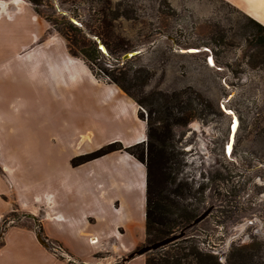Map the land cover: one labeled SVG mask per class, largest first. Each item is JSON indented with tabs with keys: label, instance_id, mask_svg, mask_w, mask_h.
<instances>
[{
	"label": "rangeland",
	"instance_id": "374dc122",
	"mask_svg": "<svg viewBox=\"0 0 264 264\" xmlns=\"http://www.w3.org/2000/svg\"><path fill=\"white\" fill-rule=\"evenodd\" d=\"M23 1L38 20L48 24L45 40L61 44L69 57L84 64L95 83L117 87L135 104L138 120L153 129L144 145H155L154 137L162 125L153 118L160 117L165 108L170 112L163 135L166 174L155 172L151 179V196L155 206L159 205L156 215L167 233L159 234L151 225L150 233L145 231V240L125 257L179 233L211 209L181 239L140 256L145 264H264V26L243 12L250 10V5L245 0H37V5ZM99 43L106 55L98 48ZM2 46L9 45L0 38ZM133 52L137 54L122 62L123 55ZM53 57L55 54L51 56L54 63ZM8 65L10 70L3 75L5 79L1 76L0 87L21 109V123L12 131L10 117L1 121L0 140L9 138L6 148H16L20 156L15 163L6 156V162L0 159V188L9 186V192L0 199L8 206L0 215V234L4 231L0 264L127 263H123L125 257L110 258L111 248L104 239L99 242L94 238L89 241L90 236L77 237L81 229L92 232L95 226L84 225L77 217L75 208L82 198L78 199L74 190H66L70 184L91 180L67 171L89 163L73 167L74 158L118 142L79 154L88 140L84 138L86 131L96 134L97 141H104L122 131L123 126L113 123L101 128L105 122L93 123L89 116L78 113L81 109L68 97L71 92L61 89L67 88L64 82L55 76L56 82L43 83L40 73L45 65L32 62L27 68L20 63L22 70H31L39 78L40 84L33 90L25 89L30 85L27 76L17 75V61ZM112 76L123 89L112 82ZM227 112H232L237 121L228 152L233 116ZM129 124L127 121L124 125ZM125 129L127 136L123 138L127 140L130 135ZM105 130H109L106 136ZM130 133L135 134L134 125ZM33 138L56 145L43 151L45 144H33ZM116 148L109 154L125 153L142 164L123 145ZM39 149L43 155H38ZM133 151L138 154L141 147ZM2 152L3 145L0 156ZM72 152L73 156L69 154ZM110 160L121 172L120 183L128 186L131 165L120 156ZM104 162L107 168L109 160ZM3 168L16 174L9 176ZM145 178L147 195L146 168ZM24 184L30 196L43 193L41 198L45 200L36 201L38 209L32 218L16 203L14 189H25ZM103 188L101 185L99 192ZM59 191L65 192L60 194L64 202ZM49 200L51 205L46 203ZM100 206L106 210L110 205L105 201ZM47 212L50 216L60 214V218L49 219ZM161 214H165L164 219ZM100 223L105 221L99 218Z\"/></svg>",
	"mask_w": 264,
	"mask_h": 264
},
{
	"label": "crops",
	"instance_id": "0c3cea01",
	"mask_svg": "<svg viewBox=\"0 0 264 264\" xmlns=\"http://www.w3.org/2000/svg\"><path fill=\"white\" fill-rule=\"evenodd\" d=\"M245 1L250 5V10L247 12L244 10L246 14L264 26V23H261V21L257 19V16H262L264 19V0ZM24 3L25 2L23 0H0V35L3 36H0V38L2 40H7L9 45L6 47L2 46L0 48V80L1 76L10 70L8 63L17 61V75H20L21 77L24 75L27 76L29 78L28 83L30 85H26L25 89L33 90V88L38 87V84H40L39 78L37 77V74L32 73L31 70H22L20 63L24 62L27 68L30 67L32 62L38 63L40 66L45 65L43 71L40 73L43 83H46L47 81L50 84L51 80L56 82L55 76H57V80L59 82H64L67 87L61 89H68L71 94L67 96L71 99V102L72 100L74 101V104L78 107V109H81L78 113L86 114L93 120V123L97 122L95 120L105 122L106 126H101V128L113 126V123L123 126V128H121L122 131L107 137L104 141H97L96 134L94 135V133L90 130H87L84 138L88 140H85L82 144L79 154L89 153L113 141H118L117 143L123 145L124 148L144 144L147 139V125L146 123L143 125L138 120V109L135 104L117 87L113 85H99L95 83L92 75L86 71L87 69L84 64L69 57L62 48L61 44H52L49 40H45L44 33L49 29L48 24L45 21L38 20L35 11L26 7V3ZM41 37L43 38L41 39ZM53 45L56 47H53ZM4 50L10 52L6 54L4 53ZM51 50L54 51V53H51ZM52 54H55L56 56L53 57L54 63L51 59ZM9 59L11 61L7 62L6 60ZM27 63L29 65H27ZM6 93L3 92L0 87V124H3L1 121H5L4 119H8L10 117L13 131L14 125H19L21 123V109L18 110L14 106L13 99H11L8 93ZM27 95L30 98L32 93ZM52 95L51 99L55 100V93H52ZM59 95H62V93H59ZM50 96L51 94H49V98ZM51 99H48L50 103ZM3 104L5 106L2 107ZM51 107H53V104H51ZM78 113L75 112L76 115H78ZM60 117L61 116L58 117V120ZM58 120L55 125H58ZM127 121H130L128 126L124 125ZM131 125H134V135L130 133ZM124 128L129 131L128 134L130 137L127 140L123 138L127 136V132L124 131ZM104 134V136L108 135L109 130H105ZM13 135L15 136L14 133H12V136ZM30 135L33 136L34 133H30ZM17 137L20 139L19 136ZM29 139L32 140L31 138ZM33 139V144H45V146H42L43 151H47V149L56 145V143L48 140H46L45 143H39V139ZM73 139L74 137L72 140ZM89 140L92 142H89ZM9 141V138L6 140V137L0 140V143L3 145V152L0 159L5 161V158L7 157L10 163H15L19 152L16 148H6V145H9ZM86 147L89 148L87 149ZM38 151V155H43V151H41V149ZM69 154L73 156V152ZM115 156L122 157L131 165L132 173L130 175V184L128 186L120 183L121 178L119 175H121V172L116 169L113 162L110 160ZM105 160H109L107 168L103 167L104 164H107L104 162ZM89 165H92V167L90 169H86ZM143 167L144 166L142 164L138 163L130 155L115 152L82 166L76 168L70 167L67 169V171L71 170L73 173L76 172L77 176L80 178L85 176L87 180L91 179L89 182H80L79 184L81 185L75 182L74 184H70L66 189L69 192L74 190L76 197L78 199L82 198L80 199L82 202L75 208L77 217L84 223V225L92 224L95 226V230L92 232H87L81 229L77 237L82 238L81 235L90 236L89 241L94 238L99 242L104 239V242L109 243L111 248V255H109L110 258L117 257L119 259L125 257L127 253L134 250L146 238V178L145 168L143 172ZM5 169L9 176H14L16 174V171H13L12 169L3 168L2 171ZM78 171H84V173ZM59 176L62 177L63 175L60 174ZM24 185L25 189L20 187L18 188L19 191L14 189L16 194V203L20 206L21 210L26 211L27 216L32 218L33 215H36L38 209L35 205L37 203L36 201L44 203L45 200H42L41 198L43 193L36 194L33 197L30 196V189H28V185ZM101 185H104V190L99 192ZM106 185L108 186L106 187ZM7 186L4 188V186L1 185L0 199L1 197H4L1 195L6 196L9 192V186ZM61 193L65 194V192L59 191V198ZM60 200L64 202L62 198H60ZM105 201L110 205L109 209L106 210L100 206ZM49 202L50 200L46 201L47 204ZM51 203L52 202H50V205ZM61 205H63V203H61ZM49 206L47 205V207ZM7 207V204L2 199L0 202V215L5 212ZM47 214L49 213L47 212ZM53 217L59 219L60 214H56L54 216H50L49 214L48 218L52 219ZM78 218L75 216L73 217V219ZM99 218L104 220L105 223H100L98 225ZM2 233H4V231L0 234V242ZM44 235L45 237L47 236L45 233ZM100 237L102 238L99 239ZM55 241L60 244L62 242L61 240ZM83 244H85V242H83L82 245ZM62 245L65 246L63 242ZM68 248L72 249L70 245H68ZM46 254L47 255L44 253L45 256H50L49 253ZM125 264H145V261L139 256L131 259Z\"/></svg>",
	"mask_w": 264,
	"mask_h": 264
},
{
	"label": "trees",
	"instance_id": "16d2710c",
	"mask_svg": "<svg viewBox=\"0 0 264 264\" xmlns=\"http://www.w3.org/2000/svg\"><path fill=\"white\" fill-rule=\"evenodd\" d=\"M30 1L35 5H37L39 3L37 0H30ZM257 23H259V22H257ZM263 33H264V31H263ZM94 52L97 54L99 52V50L95 48ZM111 80L113 83L118 85L121 89H123V87L118 83L116 77L112 76ZM153 114H154L153 110L149 111V117H151ZM170 116H171L170 112L169 111L167 112V110L165 108L163 111H161L160 117H157V119L153 118V120H160V122L162 124L161 125L162 127L160 126L162 128V130L160 131V127H159V130L157 131V135L154 137L155 145L152 143L150 145L148 143L146 145L139 144V145H135L133 147L125 149L126 151H128V153L130 151L132 156L135 157V159H137L139 162L144 164L145 168H146V172H147L146 232L147 233H150L151 225L156 226L154 229L155 232H158L159 234H164V235H165V233H167V232H163L161 227L164 225L161 223V221H160L161 219L158 221L159 216L156 215V209L159 208V205L155 206L153 197L151 196L152 195L151 194V179H152V176L154 175L155 172L160 173L162 175L166 174V163L167 162H166L165 156H164V154L166 152L165 151L166 145L164 144L166 136H163V135L165 133V130L168 128L167 123L169 121ZM141 119L143 120L142 115H141ZM157 129L158 128H156L154 130H157ZM152 130L153 129L148 128V132H147V138L148 139H150L152 136V134H151ZM118 146H119V144L117 145V143L107 145V146H105V147H103V148L99 149L98 151L93 152L91 154L80 156L78 158H74L71 162V165L73 167H75V166L82 165L86 162H90V161H93L95 159H98L102 156H105L106 154L117 151L118 148H116V147H118ZM136 147L137 148L141 147V152L138 154L135 153V151H133L134 148H136ZM164 216H165V214L160 215V217L163 219H164Z\"/></svg>",
	"mask_w": 264,
	"mask_h": 264
},
{
	"label": "water",
	"instance_id": "95a60500",
	"mask_svg": "<svg viewBox=\"0 0 264 264\" xmlns=\"http://www.w3.org/2000/svg\"><path fill=\"white\" fill-rule=\"evenodd\" d=\"M98 48L102 51L103 54L106 55V49L104 48L103 45H101L99 43ZM136 54H137V52L128 53V54L123 55L122 62L129 60L130 58L134 57ZM227 113H229L230 115L233 116V124L231 127V133H230L229 142L227 145V152H228L229 148L231 147V145H233V141H234V135H235V130H236V128H235L236 118L232 112H227ZM210 212H211V209L204 211L199 217L194 219L189 225H187L184 229L179 231V233L170 235V236L165 237V238H163V239H161L155 243H152L150 245H145V246L141 247L140 249L133 251L132 253L127 255V257H125V259L123 260V263L130 261L131 259H133L135 257L142 256L148 252L157 251V250L164 248V247L168 246L169 244H172L175 241L181 239L182 237H184L185 232L188 229L192 228L193 226L197 225L202 220H204L209 215Z\"/></svg>",
	"mask_w": 264,
	"mask_h": 264
},
{
	"label": "bare ground",
	"instance_id": "6f19581e",
	"mask_svg": "<svg viewBox=\"0 0 264 264\" xmlns=\"http://www.w3.org/2000/svg\"><path fill=\"white\" fill-rule=\"evenodd\" d=\"M19 1H20V0H19ZM3 5H5V4H3ZM257 19H258L259 21H261V23H264V19L262 18V16H257ZM236 122H237V121H236ZM236 125H237V124H235V128H236ZM230 148H231V147H230ZM230 148H229V149H230ZM93 242L95 243L96 241H93ZM93 242H92V243H93Z\"/></svg>",
	"mask_w": 264,
	"mask_h": 264
},
{
	"label": "built area",
	"instance_id": "2783aa9c",
	"mask_svg": "<svg viewBox=\"0 0 264 264\" xmlns=\"http://www.w3.org/2000/svg\"><path fill=\"white\" fill-rule=\"evenodd\" d=\"M93 244H94V243H93ZM53 249H55L54 246H53ZM57 249H59V250H57V251H63V250H61L60 248H57ZM55 250H56V249H55Z\"/></svg>",
	"mask_w": 264,
	"mask_h": 264
},
{
	"label": "flooded vegetation",
	"instance_id": "af4514ba",
	"mask_svg": "<svg viewBox=\"0 0 264 264\" xmlns=\"http://www.w3.org/2000/svg\"><path fill=\"white\" fill-rule=\"evenodd\" d=\"M243 12H245V11H243ZM246 13V12H245Z\"/></svg>",
	"mask_w": 264,
	"mask_h": 264
}]
</instances>
